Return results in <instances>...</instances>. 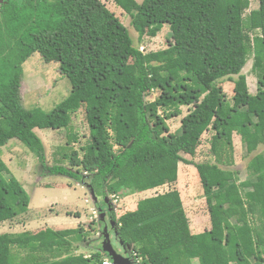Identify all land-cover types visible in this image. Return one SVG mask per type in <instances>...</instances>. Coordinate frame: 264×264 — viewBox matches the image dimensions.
Masks as SVG:
<instances>
[{
    "label": "trees",
    "instance_id": "16d2710c",
    "mask_svg": "<svg viewBox=\"0 0 264 264\" xmlns=\"http://www.w3.org/2000/svg\"><path fill=\"white\" fill-rule=\"evenodd\" d=\"M113 2L141 38H156L169 25L173 43L157 52L140 51L101 0H16L1 7L0 226L26 214L31 203L11 176L2 149L17 140L45 164L36 129H68L72 114L83 108L89 143L81 147L82 155L74 149L63 155L69 168L47 170L87 186L103 199L97 209H108V197L175 185L181 163L195 166L200 177L211 224L204 233L192 234L176 188L141 200L117 222L107 211L119 226L120 242L132 246L134 264H264V152L249 163V178L242 183L238 172L221 168L234 165V135L249 154L264 145V0L247 16L251 0ZM36 54L46 64H59L72 85L70 96L49 113L27 110L21 99L23 66ZM250 58L256 95L242 74ZM224 79L234 83L231 100L219 86ZM154 92L159 98L147 101ZM183 107L191 110L180 133L173 134L167 122L182 116ZM209 131L216 163L184 159ZM77 142L69 136V148ZM85 233L79 228L1 234L0 264L111 259L99 251L75 255L74 244L84 242Z\"/></svg>",
    "mask_w": 264,
    "mask_h": 264
},
{
    "label": "rangeland",
    "instance_id": "374dc122",
    "mask_svg": "<svg viewBox=\"0 0 264 264\" xmlns=\"http://www.w3.org/2000/svg\"><path fill=\"white\" fill-rule=\"evenodd\" d=\"M101 1L127 27L134 41V46L140 51L145 50V53L157 52L167 49L173 43L169 25H165L162 32L156 38L148 36L141 38L132 27L130 16L118 7L113 0ZM136 1L140 4L143 2V0ZM259 6L260 0H251V7L246 12V16L251 11L257 10ZM250 36L252 38L255 37L254 34H250ZM59 67V64L56 63L46 64L38 54L34 55L24 64V78L20 94L23 106L27 110L31 111L39 108L49 113L70 96L72 85L69 79L62 75ZM242 74L247 77L250 93L256 95L258 81L253 72V58L248 60ZM233 79L236 80L237 77ZM219 86L223 88L228 99L231 100L234 96V83L224 79L220 81ZM159 96V92H154L147 97V101L153 102ZM190 110L191 108L183 107L182 116L167 122L171 133H180L182 121ZM36 133L42 139L45 146V164H42L37 156L29 152L17 140L10 141L2 149V158L8 166L11 176H14L24 186L31 198V203L29 211L26 214L0 226V235H18L27 232L37 234L47 229L64 231L82 228L86 231V239L84 242L74 244L76 249L74 254L89 257L96 251L103 252L102 243L105 238L102 223L104 221L101 222V213L97 209L98 203H94V192L87 186H83L68 178L52 176L47 170V167L60 164L69 168L70 163L67 160H63V155H70L71 149L80 152V155H82L80 149L89 143L90 134L85 118V110L79 108L72 114L71 125L68 129H36ZM69 136H77L78 138V142L73 143L70 148L68 146ZM213 136L212 131L207 132L202 137L201 144L196 149L189 148L188 155L184 154L182 157L194 164H215V158L211 153V140ZM234 146V165L232 167L221 166V168L238 172L239 181L242 183L249 178V163L256 155L264 152V145L255 153L249 154L242 144L241 138L234 135ZM173 188L178 189L181 194L191 225L205 224L202 227L204 229L203 232L209 230L211 228L209 209L200 177L195 166L183 163L179 166V178L175 185L163 187L149 193L132 194L126 192L124 196H119L120 199L118 201H114L112 197H108L105 199V202L108 204L106 212L114 213L117 222L125 213L136 210L141 200L164 194ZM100 201L102 202L103 199H98V202ZM109 208H112V210L110 211ZM109 219V215L106 214V220L109 221ZM110 228L113 229V235ZM110 228L111 243L118 249H121V246L124 245H121L120 240L116 241L118 239L119 226L116 223L115 227ZM113 236L116 238L115 240H113ZM124 249L129 252L132 246L127 248L124 246ZM106 255L104 258H110L109 255V257ZM109 260L112 261V259ZM192 264H199V262L198 260H194Z\"/></svg>",
    "mask_w": 264,
    "mask_h": 264
},
{
    "label": "water",
    "instance_id": "95a60500",
    "mask_svg": "<svg viewBox=\"0 0 264 264\" xmlns=\"http://www.w3.org/2000/svg\"><path fill=\"white\" fill-rule=\"evenodd\" d=\"M1 1L2 0H0V2ZM93 199H94V203H98V199L96 198L94 193H93ZM109 209L110 211L112 210V208H109ZM101 211L102 209L100 210V212ZM105 219H106V213H101V221H105ZM110 223H111V227L116 226V222L111 220ZM103 233H104L105 240L102 243V251L110 256V258L113 261V264H134V262L129 257H126L125 255L120 254L115 250L110 240V233H109L108 225L105 226ZM121 245L123 244L121 243Z\"/></svg>",
    "mask_w": 264,
    "mask_h": 264
},
{
    "label": "flooded vegetation",
    "instance_id": "af4514ba",
    "mask_svg": "<svg viewBox=\"0 0 264 264\" xmlns=\"http://www.w3.org/2000/svg\"><path fill=\"white\" fill-rule=\"evenodd\" d=\"M13 1H16V0H2L1 2H0V10H1V7L3 6V5H6V4H8V3H10V2H13ZM103 212H106V211H103ZM111 220H112V218L110 217V219H109V221H104L103 223H102V225H103V228L102 229H104L105 228V226L106 225H108V228H110L111 226H110V222H111ZM102 222V221H101ZM109 222V223H108ZM113 229H111L110 228V231H111V234L113 235V231H112ZM116 238L113 236V240H115ZM117 240H119V239H116V241ZM115 242V241H114ZM119 244H120V242H119ZM114 246V245H113ZM115 247V246H114ZM115 249L118 251V253H120V254H123V255H126V256H130L129 255V253H130V251L128 252V251H126L125 249H124V246H121V249H118L117 247H115Z\"/></svg>",
    "mask_w": 264,
    "mask_h": 264
},
{
    "label": "crops",
    "instance_id": "0c3cea01",
    "mask_svg": "<svg viewBox=\"0 0 264 264\" xmlns=\"http://www.w3.org/2000/svg\"><path fill=\"white\" fill-rule=\"evenodd\" d=\"M158 190V189H157ZM155 191V190H154ZM185 208V207H184ZM205 224H196V225H191L190 222V229L193 235H198L200 233H202L204 231V229L202 227H204ZM211 229V228H210ZM209 229V230H210ZM208 231V230H207ZM204 233V232H203Z\"/></svg>",
    "mask_w": 264,
    "mask_h": 264
},
{
    "label": "built area",
    "instance_id": "2783aa9c",
    "mask_svg": "<svg viewBox=\"0 0 264 264\" xmlns=\"http://www.w3.org/2000/svg\"><path fill=\"white\" fill-rule=\"evenodd\" d=\"M141 51H142V50H141ZM143 51H144V50H143ZM143 51H142V52H143ZM112 198L114 199V201H118V200H119V197H118V196H113ZM102 264H113V262H112L111 260H109V259H105L104 262H103ZM137 264H139V263L137 262Z\"/></svg>",
    "mask_w": 264,
    "mask_h": 264
},
{
    "label": "clouds",
    "instance_id": "9594fccd",
    "mask_svg": "<svg viewBox=\"0 0 264 264\" xmlns=\"http://www.w3.org/2000/svg\"><path fill=\"white\" fill-rule=\"evenodd\" d=\"M95 204H96V203H95ZM98 210L100 211L101 209H98ZM100 213H104L103 210H102ZM106 213H107V212H106Z\"/></svg>",
    "mask_w": 264,
    "mask_h": 264
}]
</instances>
